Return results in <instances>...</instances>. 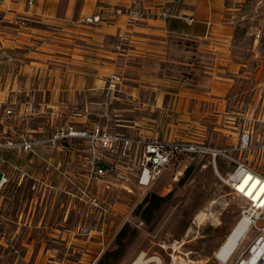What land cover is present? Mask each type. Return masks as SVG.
Listing matches in <instances>:
<instances>
[{
    "label": "crops",
    "instance_id": "obj_1",
    "mask_svg": "<svg viewBox=\"0 0 264 264\" xmlns=\"http://www.w3.org/2000/svg\"><path fill=\"white\" fill-rule=\"evenodd\" d=\"M136 1L140 0H33L32 4L29 0H5L0 7V47L18 50L19 56L12 64L0 60V79L4 77L6 84L12 80L3 91L16 95L15 99L0 100V113L13 105L18 109L19 125H25L27 114L32 116L33 109L37 114L47 106L52 107L53 116L65 114V125L81 129L105 116L112 121L129 118L135 120L133 127L139 128L130 135L144 137L159 131L164 138L188 140L166 135L163 124L144 129L137 125L145 119L163 118L167 111L182 120L219 117L241 109L242 104H236L238 75L233 58L236 54L242 67L239 55L243 57L246 47L236 34L234 18L240 14L236 0H141L153 15L172 7L171 16L164 19L149 15L133 21L115 13ZM101 13L106 16L101 22L69 24ZM23 19L29 21L27 26L19 24ZM123 34L130 42L118 48V36ZM199 60L206 67L202 73L195 64ZM174 64L190 74L167 72ZM113 74L120 75L122 82L112 93L110 105L105 106L102 97ZM22 94L30 96L25 108L17 102ZM250 110L254 112L256 106ZM193 120L190 126L194 129L197 120ZM188 126L184 129L191 128ZM31 131L38 133L36 128ZM233 134L228 147L238 145L240 137ZM37 135L41 136L40 132ZM44 149L51 159L75 152ZM131 186L139 191L134 183ZM102 190L101 186L97 189L99 193ZM113 215L115 212L109 217ZM105 225L109 232L112 225ZM115 237L108 239L105 248Z\"/></svg>",
    "mask_w": 264,
    "mask_h": 264
},
{
    "label": "rangeland",
    "instance_id": "obj_2",
    "mask_svg": "<svg viewBox=\"0 0 264 264\" xmlns=\"http://www.w3.org/2000/svg\"><path fill=\"white\" fill-rule=\"evenodd\" d=\"M235 4L240 13L234 18L237 22V38L242 39L246 47L243 49L244 58L238 54L243 62L242 67L237 64L236 54L233 58L238 75L235 82V93L238 92L236 104H242L241 109L219 117L190 116L182 120L167 111L163 118L145 119L143 124L137 126L144 129L157 128L163 124L166 135L187 137L190 141L216 147L230 146V137L235 135L233 133L240 137L243 131L250 129L257 136L260 135L255 143H264V0H236ZM195 64L201 73L204 72L206 67L200 60L195 61ZM167 72L178 75L184 73L186 76L190 74L177 64ZM11 82L8 80L6 84L4 77L0 79V100L9 97L15 99L16 95L12 96L13 93L8 89L3 91ZM29 99L30 96L22 94L17 97V102L22 105ZM253 106H256L254 112L250 110ZM36 111L33 109V115L25 121L27 129L38 130V133H33L35 136L39 132L41 136H49L54 126H64L67 120L64 113L62 116H53L52 107L45 106L37 114ZM193 119L197 120L194 129L190 126ZM134 122L129 118L121 121L113 119L110 124L120 132L135 134L139 128L133 127ZM169 122L173 124L167 127ZM185 124L191 128L184 129ZM81 146L68 143L67 146L60 144L58 148L64 151L61 153H66L65 149L73 151L70 148L74 147L82 150L84 146ZM258 149L243 152L242 156L248 159L253 168L264 174V151ZM44 150L49 149L45 147ZM69 153L67 157L62 154L59 158L76 161L77 153ZM239 154L238 151L233 156L238 157ZM13 156L19 157L17 154ZM217 160L216 169L214 160L208 155L178 157L147 190L148 194L167 197L160 209L152 214H144L136 209L146 198L142 199L141 191L109 192L110 202L114 204L111 210L115 216H108L106 223L112 225V229L99 234L93 231L98 217L89 203H82L75 196L68 195L71 189L69 182L52 179L53 176L44 173V165L39 160L25 154L15 162L23 166L28 175L24 178L21 175L11 184L0 187V264H131L141 253L147 257H159L162 264H180L181 259L191 264H239L242 258L249 255L248 250L257 230L250 231L226 263L217 258V251L239 222L245 206L244 200L222 181L223 176L232 171L234 163L225 158ZM0 167L5 171L9 169L5 164H0ZM187 169L190 171L188 177L185 176ZM202 212L209 215L198 222L196 216ZM126 225H129V229L117 257L115 253L122 245L116 237L110 247H99L102 237L107 242Z\"/></svg>",
    "mask_w": 264,
    "mask_h": 264
},
{
    "label": "built area",
    "instance_id": "obj_3",
    "mask_svg": "<svg viewBox=\"0 0 264 264\" xmlns=\"http://www.w3.org/2000/svg\"><path fill=\"white\" fill-rule=\"evenodd\" d=\"M4 1L0 0V7ZM32 2L33 0H29V4ZM115 13L127 15L133 21L141 20L149 15L164 19L171 16L172 7L164 8L153 15L146 10L140 0L130 8L115 10ZM103 17L106 16L101 13L94 17L70 20L69 24L98 23L103 20ZM19 24L27 26L28 20L23 19ZM118 39V48L130 42L127 34L118 36ZM18 56V50L0 47L1 61L12 64L18 60ZM121 82L120 75L113 74L111 76L104 91L105 97L102 100L105 106H109L112 93L118 89ZM26 116L29 117L30 114ZM19 120V114L13 105L6 106L0 113V126L3 127V130L0 131V164H5L9 168L5 171L0 167V187L11 184L15 178L21 175L23 178L28 175L23 166L15 161L19 157L29 154L44 165V173L53 176L52 179L69 182L72 190H68V195L75 196L82 203H89L90 208L98 217L93 231L99 234L105 233L106 219L111 214L114 205L110 202L109 192L122 190L134 193L135 189L131 186V183H134L144 199L148 194L147 190L160 178L161 173L181 156L208 155L214 160L216 169L218 158L232 161L234 167L225 177L223 176L222 181L244 200L245 206L242 208L241 218L246 217L250 221L251 231L257 230L256 237L249 247L248 256L255 257L261 252L255 263L250 260L246 264H257L264 257V189H261L260 184L255 187L251 197L247 195L254 178H259L261 182H264V174L253 168L248 159L242 156L243 152H251L256 148H259L258 150L261 152L264 151V143H255L259 137L256 138L254 131L250 129L243 131L237 146L216 147L193 140L164 138L159 131L144 137L127 135L114 129L110 124L112 120L109 116H105L104 120H94L90 126L82 127V129L70 124L54 126L49 136H35L23 122L19 125ZM62 142H65V146L68 143L84 146L82 150L70 148L77 151L79 157L76 161L69 158L53 157L51 159L46 157L41 150L45 147L56 148L60 144L64 145ZM238 151L240 154L238 157H234L233 153ZM16 154L19 156L18 158L13 156ZM9 157H11L10 160H8ZM78 161L80 162L77 164ZM134 168H136L135 171ZM73 171L78 173H73ZM247 177L250 178L247 179ZM99 186L102 187L103 193L97 191ZM258 190L261 195L257 201H254L253 197ZM102 241V248H105L107 242L104 238ZM242 261L243 259L240 264Z\"/></svg>",
    "mask_w": 264,
    "mask_h": 264
},
{
    "label": "bare ground",
    "instance_id": "obj_4",
    "mask_svg": "<svg viewBox=\"0 0 264 264\" xmlns=\"http://www.w3.org/2000/svg\"><path fill=\"white\" fill-rule=\"evenodd\" d=\"M180 174V173H178ZM250 177H247L249 179ZM261 184V189H264V182H261L259 178H254L251 186L247 191L248 197L252 196L253 191H255V187ZM260 190L255 194L253 197L254 201L260 197ZM209 214L202 212L196 216V220L201 222L202 220L206 219ZM250 221L244 217L240 218L239 222L231 229L230 233L226 236L225 241L220 246L219 250L217 251V258L221 259L225 263L236 253V250L240 246L243 239H246L248 234L250 233ZM261 254V252L259 253ZM257 254V256L259 255ZM257 256H247L242 258L243 261L241 264H246L248 261L251 260L252 263H255L257 260ZM241 259V260H242ZM150 262H155L156 264H162V261L159 257L156 256H148L144 253H141L138 257H136L131 264H148ZM180 264H191L186 259H181L179 261ZM240 264V263H239ZM257 264H264V257L261 261Z\"/></svg>",
    "mask_w": 264,
    "mask_h": 264
},
{
    "label": "trees",
    "instance_id": "obj_5",
    "mask_svg": "<svg viewBox=\"0 0 264 264\" xmlns=\"http://www.w3.org/2000/svg\"><path fill=\"white\" fill-rule=\"evenodd\" d=\"M62 144L65 145V142H62ZM11 157L8 158V160H10ZM218 161V160H217ZM190 171L189 169H187L185 171V176L189 175ZM188 177V176H187ZM167 197L164 196H159L158 194L155 193H150L146 196V198L143 200V202H141L138 206H137V211L138 212H143L144 214L150 213L152 214L153 212H155L156 210L160 209L162 203L164 201H166ZM129 229V225L124 226L119 233L116 236V240L118 239L122 245V247H120L117 252L115 253V256L117 257L120 253V251L122 250L124 243H123V238L126 237L127 235V230Z\"/></svg>",
    "mask_w": 264,
    "mask_h": 264
}]
</instances>
